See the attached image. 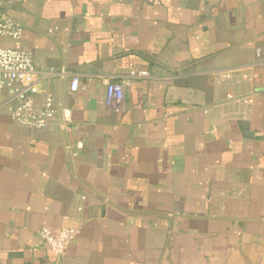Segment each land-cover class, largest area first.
Returning a JSON list of instances; mask_svg holds the SVG:
<instances>
[{
    "label": "crops",
    "instance_id": "0c3cea01",
    "mask_svg": "<svg viewBox=\"0 0 264 264\" xmlns=\"http://www.w3.org/2000/svg\"><path fill=\"white\" fill-rule=\"evenodd\" d=\"M1 1L71 121L0 95V264H264V0ZM44 227L79 234L55 257Z\"/></svg>",
    "mask_w": 264,
    "mask_h": 264
},
{
    "label": "built area",
    "instance_id": "2783aa9c",
    "mask_svg": "<svg viewBox=\"0 0 264 264\" xmlns=\"http://www.w3.org/2000/svg\"><path fill=\"white\" fill-rule=\"evenodd\" d=\"M14 0H7L10 5ZM2 1L0 0V5ZM22 35V27L6 18L0 17V37L18 40ZM257 50V55H260ZM38 74L33 55L30 51L16 47H0V95L7 94L11 102V118L20 127L31 129L45 128L59 113L65 125L71 121V111L68 108L60 112L56 108L53 96L47 89L38 87ZM131 76H146L145 71H130ZM225 76H227L225 74ZM69 88L76 92L80 88L79 78L73 75ZM41 94L42 102L37 105L36 95ZM105 104L108 108L120 112L124 107V83L106 80ZM66 128V127H65ZM68 129V128H66ZM80 145V144H79ZM79 234V228L69 227L53 230L41 228L38 236L55 257L64 254L65 248Z\"/></svg>",
    "mask_w": 264,
    "mask_h": 264
}]
</instances>
